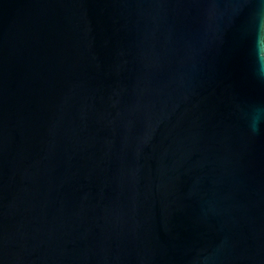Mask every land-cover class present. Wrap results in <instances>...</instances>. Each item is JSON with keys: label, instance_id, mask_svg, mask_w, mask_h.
<instances>
[{"label": "water", "instance_id": "95a60500", "mask_svg": "<svg viewBox=\"0 0 264 264\" xmlns=\"http://www.w3.org/2000/svg\"><path fill=\"white\" fill-rule=\"evenodd\" d=\"M0 264H264V0H0Z\"/></svg>", "mask_w": 264, "mask_h": 264}]
</instances>
